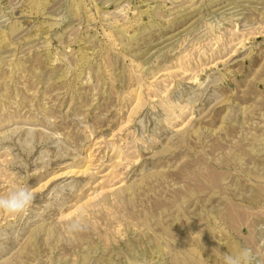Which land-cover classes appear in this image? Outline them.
Here are the masks:
<instances>
[{"label": "rangeland", "instance_id": "rangeland-1", "mask_svg": "<svg viewBox=\"0 0 264 264\" xmlns=\"http://www.w3.org/2000/svg\"><path fill=\"white\" fill-rule=\"evenodd\" d=\"M19 186L0 264H264V0H0Z\"/></svg>", "mask_w": 264, "mask_h": 264}, {"label": "clouds", "instance_id": "clouds-1", "mask_svg": "<svg viewBox=\"0 0 264 264\" xmlns=\"http://www.w3.org/2000/svg\"><path fill=\"white\" fill-rule=\"evenodd\" d=\"M33 200V193L27 187L19 186L6 196L0 197V211L18 215L23 213ZM73 227L79 229L81 225L77 222ZM223 264H257V257L254 255L252 249L241 247L235 254H225L223 256Z\"/></svg>", "mask_w": 264, "mask_h": 264}]
</instances>
